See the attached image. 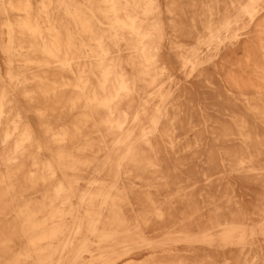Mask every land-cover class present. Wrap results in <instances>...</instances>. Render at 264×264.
I'll return each instance as SVG.
<instances>
[{"label": "bare ground", "instance_id": "bare-ground-1", "mask_svg": "<svg viewBox=\"0 0 264 264\" xmlns=\"http://www.w3.org/2000/svg\"><path fill=\"white\" fill-rule=\"evenodd\" d=\"M192 2L0 0V264H264V0Z\"/></svg>", "mask_w": 264, "mask_h": 264}, {"label": "rangeland", "instance_id": "rangeland-1", "mask_svg": "<svg viewBox=\"0 0 264 264\" xmlns=\"http://www.w3.org/2000/svg\"><path fill=\"white\" fill-rule=\"evenodd\" d=\"M179 1L183 2V5L186 6V10L191 12V13L195 12L197 10L198 11L201 10V7H200V10L198 8L195 9V7L192 5V3H194V2H192V0H179ZM195 1H196L195 3L199 2V1L201 2V0H195ZM2 22H3V18H0V78L2 80L3 79L6 80L7 79V72H8V65H7L8 59L6 58V56L2 50V45L4 44L3 40L5 39V34H4L5 28L2 26ZM194 34L195 33L193 32L191 34L192 37H190V38H185V37L181 36L179 39H177L178 44L180 45V43L185 42L188 45H196L197 44V38H196V36H194ZM167 45H168V43H167ZM176 50H178L177 47L173 48V49L166 47L165 54H164L166 59H168V61L170 60V64H172L173 66H174L173 63H175V62L172 60L175 59L174 54H175ZM239 64L240 63L237 60H234L231 63L230 69L231 68L239 69L240 68ZM28 89H30V88L28 87ZM28 91H31V89ZM205 97H207V99H208V96H205V95L199 96V98L201 100H205ZM199 103H201V102H199ZM206 103L209 106L208 108L212 107V103L209 99ZM17 106H18V108L23 110V112L26 115L27 121L29 122V124H31L34 127L35 132L37 133V135L40 138L44 137V134H45L44 127L45 126H51L52 128L53 127L56 128L57 125H59V124L62 125V123L65 125H70V120H72L71 115H69V116L67 115V114H69V112H67V111L64 112L65 114H63V115L61 114L62 120H59L58 118H56L55 117L56 114L63 113V111L66 109H61L58 106V103H54V100H52V101L46 100V98H44L42 95H39V94L36 95V97L34 98V100H32V102H29L27 98H25L22 94L21 95L19 94L18 99H17ZM201 106L204 107L205 105L203 103H201ZM208 110L206 112H208ZM195 111H197V109ZM197 112H199V111H197ZM199 123H200V121L197 120L195 125H199ZM88 131H90V130H88ZM95 136H96V134L90 133V134H87L86 138L90 139L89 137H95ZM76 139L78 141L76 143H74L73 146L75 147V149L77 151V150L83 148L84 142L86 139H81V138L80 139L76 138ZM46 154L47 153L43 154L44 158L47 157ZM77 155H78V153H77ZM87 156L89 158L94 157V155H90V154H87ZM87 156H82L79 158L85 159ZM87 169H90L89 170L90 175L89 174L85 175L84 173H82V177L80 178L79 183H78V188H80L81 190H84L85 188H87L86 187L87 184L90 182V180H92V178H94V175H95L94 169H91L90 167H88ZM45 191L46 190L42 187V185L39 184L37 186V188H35V190L29 191L27 193V195L30 194V196H32V197H39V196H42ZM76 199L77 198L73 199L74 204H76V202H77ZM12 220H13V218L10 219L9 223H7V225L5 227L9 226L10 228H14V223L12 222ZM189 221H190V219H186V221L184 223H188ZM177 230H179V229H177ZM177 235H179V234L177 233ZM20 245H21L20 241H16L14 244H12L10 252L15 257L18 256L17 254L19 253V249H20L19 246ZM139 263H146V260H140Z\"/></svg>", "mask_w": 264, "mask_h": 264}]
</instances>
